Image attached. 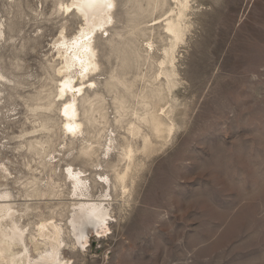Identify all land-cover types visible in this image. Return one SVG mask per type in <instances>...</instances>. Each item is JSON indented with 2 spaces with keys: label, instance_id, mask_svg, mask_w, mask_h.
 I'll return each mask as SVG.
<instances>
[{
  "label": "rangeland",
  "instance_id": "obj_1",
  "mask_svg": "<svg viewBox=\"0 0 264 264\" xmlns=\"http://www.w3.org/2000/svg\"><path fill=\"white\" fill-rule=\"evenodd\" d=\"M116 1L109 31L97 35L92 105L80 103L84 134L71 137L59 115L53 41L62 25L73 35L81 17L58 0H0V69L10 80L0 81V166L11 172L0 170V190L12 192L17 218L34 234L43 219L63 225L70 264H264V0H192L169 93L185 116L161 136L139 119L171 103L154 90L165 42L144 29L175 4L153 11L145 1L144 10ZM52 100L56 107L46 109ZM132 122L140 136L130 134ZM68 165L89 174L96 197L106 190L98 175L112 181L110 228L88 229L85 247L69 236Z\"/></svg>",
  "mask_w": 264,
  "mask_h": 264
},
{
  "label": "bare ground",
  "instance_id": "obj_2",
  "mask_svg": "<svg viewBox=\"0 0 264 264\" xmlns=\"http://www.w3.org/2000/svg\"><path fill=\"white\" fill-rule=\"evenodd\" d=\"M144 1L153 11L166 3L175 4L171 13L163 20L155 21L144 29L159 35L161 41L165 42L160 51L161 59L156 77L158 82L155 83L154 90L159 101L167 99L171 103L168 110L162 108V113L153 112L150 116H141L139 119L142 122L150 123L156 135L161 136L165 129L168 134L173 133L177 124L185 116L184 107H176L177 99L173 96L169 99V93L178 84L177 52L189 31L188 11L191 9L192 0H136L139 10H144ZM116 2V0H69L65 3L58 0L60 9H63L64 12L76 13L82 20L78 30L71 36L66 33V28L62 25L60 33L53 41V47L60 58V63L56 67V73L61 76L56 91L58 101L61 103L59 115L62 118V130L71 137L84 134L85 123L81 115L80 103L89 102V105H92L91 101L87 99L86 90L96 86L97 82L91 78V75L97 74L101 70L96 47L97 35L100 31L102 33L109 31L108 27L114 20ZM142 15L144 18L147 16L146 14ZM136 24L138 25V23ZM1 38H5V23L0 14ZM146 45L148 47L147 55L151 56L152 52L155 53L154 44L149 41ZM2 80L10 81L0 69V81ZM118 82L125 84L123 81ZM1 93L0 89V95ZM55 100L49 101L45 108L50 110L56 107ZM166 118L170 122L167 123ZM45 127L44 123L43 128ZM142 131L141 124L132 122L130 134L140 136ZM142 139L143 148L146 149L151 144V139L147 135H143ZM108 141V150H110L115 140L110 137ZM33 143L31 140L29 141L30 146ZM87 143L88 140H86L85 152L90 153L93 149ZM127 147L124 149V154L131 159L134 149L130 143ZM0 167L3 174H11L5 164L2 163ZM64 173L72 187L71 213L67 220L69 236L72 237L73 246L79 244L81 247H85L89 241L86 233L88 229L92 228L100 233L101 230L105 231L110 228L109 206L112 201L110 192L112 181L108 175L97 174L106 190L101 191L96 197L97 195L92 192L91 180L86 171L68 165ZM117 180L125 190V174L118 175ZM34 231L36 234L22 225L20 219L17 218L12 192L0 190V264H70L71 259L67 258L65 248L68 244L65 240L66 231L61 223L54 218L43 219L37 224ZM29 239L37 251L36 256H33L29 248Z\"/></svg>",
  "mask_w": 264,
  "mask_h": 264
}]
</instances>
